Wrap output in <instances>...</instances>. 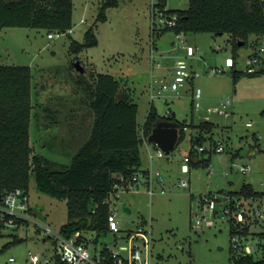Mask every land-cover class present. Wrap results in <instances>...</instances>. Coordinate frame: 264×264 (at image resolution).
<instances>
[{"label":"rangeland","instance_id":"1","mask_svg":"<svg viewBox=\"0 0 264 264\" xmlns=\"http://www.w3.org/2000/svg\"><path fill=\"white\" fill-rule=\"evenodd\" d=\"M104 1L73 0L74 27L70 34L23 27L0 31V64L27 65L32 71L33 154L56 161V167L69 165L81 145L67 147L59 139H49V133H56L55 129L66 128L65 124L75 120L82 130V142L89 139L95 118L89 96L95 87V77L97 73L115 76L122 87L132 91L138 104L140 136L152 104L162 121H168L171 112L173 119L187 127L183 140L163 158L151 159L150 154L156 152L157 146L149 139L144 140L143 166L151 168L152 173L158 171L163 183L153 181V196L147 187H140L139 191L120 192L113 199L121 231L100 236L98 249L109 246L119 250L120 246L128 245L124 238L128 232L145 228L152 232L151 264H232L230 225L221 217L222 207L219 205L215 215L203 210L200 196L207 192H239L245 184L264 192V74L259 73L264 65L254 64V73H248L251 66L247 63L264 47V34H250L246 44L237 45L233 52L240 40L234 43L229 33L178 34L168 26V15L157 11L154 16L157 0H117V6L106 10L107 21L94 26ZM188 6L189 0H167L166 10ZM93 26L98 45L79 54L76 58L79 67L75 70L73 61L77 53L72 51L71 43L84 41L85 32ZM49 32L54 33V38H48ZM233 57L235 66H226L227 58ZM179 60L186 61L201 76L179 90H166L164 86L172 81L170 70ZM215 67L223 68L224 72L211 75L210 69ZM235 71L241 74L237 83ZM197 88L202 92L199 108L193 105ZM227 100L231 102L226 108L228 115L215 110ZM50 107L57 111L54 117L57 123L50 120L51 114L45 110ZM205 121L213 125L201 128L200 123ZM248 122L252 125L248 126ZM200 135L203 145L220 144L224 151L212 153L209 165L194 167L186 163L191 169L184 173L182 165L189 155L191 138ZM242 166L251 169L244 172ZM181 180H187L189 186L180 187ZM29 194L42 221L55 230L67 222L66 200L42 192L34 172ZM258 198L264 200V195ZM200 219L202 223L198 225L196 221ZM209 221L214 225L210 226ZM263 231L264 217L252 222V238L261 239L258 232ZM137 244L141 246L142 240ZM54 251L53 241L32 225L0 231V264H9L11 257L15 258L13 264H33L30 254L51 257Z\"/></svg>","mask_w":264,"mask_h":264},{"label":"trees","instance_id":"2","mask_svg":"<svg viewBox=\"0 0 264 264\" xmlns=\"http://www.w3.org/2000/svg\"><path fill=\"white\" fill-rule=\"evenodd\" d=\"M117 5V0H105L94 26L97 22L107 21L106 10ZM166 5L167 0H157L153 14L155 16L158 11L163 16L168 15L169 20L175 18L176 25L170 28L178 34L229 33L234 43L236 40L242 42L235 43L233 52H236L237 45L246 44L250 34H264V0H189L188 8L177 10H166ZM73 8V0H0V30L23 27L66 33L74 27ZM94 26L85 32L84 42L72 41V51L79 53L98 45ZM233 60L235 64V57ZM259 73L264 74V68ZM240 75V72H234L235 83ZM93 83L95 87L89 97L95 118L90 137L73 154L69 165L56 167V161L33 154L30 144L31 68L0 64V192L5 195L16 188L29 191L30 177L34 172L42 192L67 202V222L61 227L62 234L71 237L79 233V240L88 243H97L100 236L110 233V204L106 200L115 183H120L119 175L128 178L142 169L141 146L144 140H148L156 123L162 121L152 104L140 136L139 107L132 91L123 88L120 80L111 74L97 73ZM168 116V121L179 126V144L187 126L173 119L171 112ZM212 125L209 121L200 123L201 128ZM201 145V135L191 138L189 153L192 158L189 163L194 167L209 165L212 157V152L207 150L194 151ZM226 193L246 197L264 195L249 184L243 185L239 192ZM242 231L247 235L250 229L246 226ZM258 233L264 239V231ZM90 234L95 236L93 240L88 237ZM233 254L232 264H264V254L259 257Z\"/></svg>","mask_w":264,"mask_h":264},{"label":"built area","instance_id":"3","mask_svg":"<svg viewBox=\"0 0 264 264\" xmlns=\"http://www.w3.org/2000/svg\"><path fill=\"white\" fill-rule=\"evenodd\" d=\"M175 25V18L170 19L168 26L174 27ZM48 37L54 38V33L49 32ZM247 63L251 66L248 69L249 72L254 71V64L264 65V47H260L257 53L248 59ZM226 66H234L233 58H227ZM222 72H224L223 68L215 67L210 69L211 75ZM170 74L172 75V81L169 85H165L164 88L172 91L179 90L185 83L193 82L201 76L195 68L189 66L184 60L177 61L173 69L170 70ZM201 95V89L197 88L193 95V104L196 108L200 107L199 99ZM230 103V100H227L226 103H222L221 107L215 110L228 115L226 108ZM247 125L251 126L252 123L248 122ZM205 150L212 153H219L224 151V147L220 144L216 146L208 144L207 146L201 145L194 148V151L198 153ZM150 157L151 159L154 157L163 158L165 157V152L157 146L156 152L151 153ZM191 158L190 153L185 157V163L182 165L184 173H189L191 169L186 164L189 163ZM250 169L247 166H242L241 168L244 172L250 171ZM117 179L120 183H115L113 191L106 200L110 204L108 225L109 231L113 235L121 231L118 223L117 210L113 206V199L120 192L139 191L140 187H147V192L153 196L155 194L152 188L153 181L156 180L159 184L163 183V178L160 173L158 171L152 173L149 167L136 171L128 178L119 175ZM178 185L180 187H188L189 182L187 180H181ZM164 192V190H161V193ZM200 201L202 209L210 210L214 215L218 214V207L221 205L222 209L220 212L222 219L228 221L230 228L231 225L233 226L230 239L234 253L243 256H258L264 254V239H254L251 237L252 232L250 233L249 231V234L246 235L242 231L246 226L250 229L253 221L263 219L264 200H260L258 197L207 192L200 196ZM196 223L199 225L202 223V220H197ZM208 224L212 226L214 222L209 221ZM22 225H32L43 231L45 238L52 240L55 244V251L51 257L39 253L30 254V260L33 264H151L152 245L150 236L152 232L150 229L140 228L136 232H128L124 237L128 245L120 246L119 250H115L109 246L98 249L97 243H94V241L89 243L83 240L80 241L79 233L67 237L62 234L61 228L55 230L50 224L42 221L31 204L29 191L16 188L7 192L5 195L2 194L0 198V231L17 230ZM88 237L91 240L94 239L92 234ZM139 239L143 242L142 247L137 244ZM122 252H126V254ZM14 262L15 258H9V264H13Z\"/></svg>","mask_w":264,"mask_h":264},{"label":"crops","instance_id":"4","mask_svg":"<svg viewBox=\"0 0 264 264\" xmlns=\"http://www.w3.org/2000/svg\"><path fill=\"white\" fill-rule=\"evenodd\" d=\"M6 28H11V27H6ZM6 28H3V29H6ZM35 29H43V28H35ZM2 30H0V31H2ZM72 31H73V28L70 31L66 32V33L70 34ZM47 36H48V34H47ZM49 39H52V38H49ZM82 42H84V41H82ZM85 49H87V48H85ZM85 49H83V50H85ZM82 51L77 53V55L74 57L73 64H75V70H77L78 67H79V65H77L79 63V60H77L76 58L79 57V54ZM45 110L47 112H49V114H51L50 115L51 116L50 120L54 121L53 123H57V119L54 118L56 116L57 111H53L51 107L49 109H45ZM65 126H66V128H59L58 131L55 129L56 133L51 134V132H50L49 133V139H51V138H54L56 140L59 139V140L62 141L61 144L62 145H67V147H74L75 148V147H78L77 145H81L82 146L85 141L82 142L83 136H82V130H81L80 124L77 123V121L73 120L70 123V125L69 124H65ZM50 130H51V128H49V131ZM60 130H64V132H61ZM140 156H141V149H140ZM141 167L144 169L142 156H141Z\"/></svg>","mask_w":264,"mask_h":264},{"label":"water","instance_id":"5","mask_svg":"<svg viewBox=\"0 0 264 264\" xmlns=\"http://www.w3.org/2000/svg\"><path fill=\"white\" fill-rule=\"evenodd\" d=\"M242 44V42H240ZM148 139L160 147L165 153H170L178 145L180 139L179 126L170 121H159L154 126ZM2 193L0 192V198ZM127 212L131 210L125 207Z\"/></svg>","mask_w":264,"mask_h":264}]
</instances>
